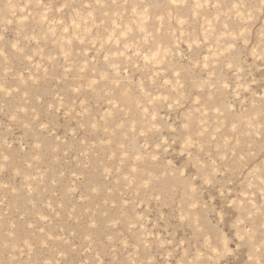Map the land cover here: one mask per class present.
<instances>
[{"label": "rangeland", "instance_id": "rangeland-1", "mask_svg": "<svg viewBox=\"0 0 264 264\" xmlns=\"http://www.w3.org/2000/svg\"><path fill=\"white\" fill-rule=\"evenodd\" d=\"M0 264H264V0H0Z\"/></svg>", "mask_w": 264, "mask_h": 264}]
</instances>
